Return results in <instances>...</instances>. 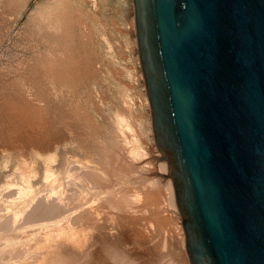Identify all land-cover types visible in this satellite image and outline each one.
I'll return each instance as SVG.
<instances>
[{
	"label": "water",
	"instance_id": "1",
	"mask_svg": "<svg viewBox=\"0 0 264 264\" xmlns=\"http://www.w3.org/2000/svg\"><path fill=\"white\" fill-rule=\"evenodd\" d=\"M190 264H264V0H132Z\"/></svg>",
	"mask_w": 264,
	"mask_h": 264
},
{
	"label": "rangeland",
	"instance_id": "2",
	"mask_svg": "<svg viewBox=\"0 0 264 264\" xmlns=\"http://www.w3.org/2000/svg\"><path fill=\"white\" fill-rule=\"evenodd\" d=\"M56 1H55L56 5L54 6L55 8L52 10H54V14H55L54 22L56 19L57 22L56 27L59 33L55 31L58 34L54 33L53 34L54 39L50 38L52 39L50 41V39L44 40V38L39 37V35L41 34H38V28H37L38 26L36 25L37 23H35V19L33 17L36 15L34 11H36V9L39 6L42 8L44 7L49 8V9H45L47 12L48 10L51 11L50 6L48 7V5H51L52 3L51 0L50 1L47 0L46 2L45 0H17V1L10 0L9 2L8 0L5 2L4 0H0V6L2 5L1 7H4L5 5V8H3L4 11H2L0 7L1 10L0 19H2L1 16L4 13L3 20L5 21L6 19L7 21L5 22L7 24L12 23L13 21L14 23L10 25L11 26L14 25V27L17 26L16 30L19 32V33H14L15 35L13 34L11 35L12 37L8 39V45H7L8 47L6 51L3 53L5 55H2V57H0V63H1L0 64V185H2L3 183L2 186H5L9 183V185L11 186L7 185V188L11 189L12 187L13 189H15L20 185L23 186V184L25 185L27 184L34 186L35 188L39 187L40 189L41 188L43 189L44 185L42 184H45V186L47 187L45 188L48 190L50 189L51 193L52 194L54 193L55 197L57 198L58 190L60 191V186L63 184L64 180L70 179L69 176L68 178L65 177L67 174H65V176L63 174L57 175V173H59L62 170V166H64L63 168H66L67 164L69 163L71 164V161L74 160V162L79 163L81 167H83L82 168L83 172L87 171L85 170L86 168L88 169L91 168L92 171L95 170L93 172V175H98L99 173H102L101 171H103V173L101 174L102 175L101 186L104 187L105 184V188L107 189L109 188L108 190L110 192L108 193H110V196L107 195L105 197L104 194L103 196L101 195L102 198L99 200H95L93 203L94 206H91L92 208H95L97 206L99 207V209L96 211L95 214V217L97 218H89L86 221L84 220L86 223L88 221L89 223L93 222L92 226L94 228L92 229H94V233H96L97 235L96 240H92L89 242L88 248L92 249L93 246H99L98 250L95 251V253L88 259L90 263L88 262L87 264H92V263L120 264L118 259L112 260L108 256H106V254L104 253L106 249H104L102 243V242L105 243L106 241L110 242L108 241L107 238H109L110 235L112 236V233L115 234L116 230L112 231V228L110 229L108 227L105 229L99 228V230L95 229L96 228L95 225H97L98 223L99 224L103 223L105 217L109 215L111 217H115L119 215L118 216L119 218L121 219L123 218L120 221L121 224L119 228H124L127 225H129L131 228L130 229L129 226L127 228L128 231H130L131 233L132 240L130 243L126 242L125 239H119L123 242L122 244L123 246L121 245V247L124 250L123 251L124 256L127 255V257L125 258L123 257L120 258L122 262L121 264H135V263L141 264V259L143 260L145 258L146 260H148V264H168V263L176 264L177 257L183 255V253H181L180 255V252H176L179 251V249L181 248L180 243H178L179 241H178V225H177L178 221L180 223V219L177 220V218L174 217V214L173 215L171 214L172 210L168 208L167 201H165L164 199L165 198L164 190L162 188L159 189V186L153 187L154 189H159V191L156 190V192H160L159 194H161L158 199L159 203L157 202L156 209L141 208L140 211L139 209L128 210L130 204L133 203L130 201V199L134 200L135 198H137L136 196H134L135 192L138 190L139 186L141 187V185H144L143 181L145 177L150 176L149 180L156 181L157 182L156 184L160 183L159 176L161 173H159L158 171L159 170L158 164L159 162L164 161L162 156L157 151L155 144L151 140H148V138L146 139L145 137L146 134H149V136H151L152 128H151L148 100L145 93L142 73L140 70L138 54H137L132 0H56ZM6 2H8V4H6ZM11 2L14 3V6L12 5ZM42 3L43 4L46 3V4L43 5ZM31 12L33 14H31ZM29 15L33 20L29 17ZM27 17H29L32 20L31 21L32 23L29 22L30 20ZM26 18L28 19V21L26 20ZM30 25H32L31 28ZM64 27L67 28L65 29ZM63 31H66L65 35H63L64 34ZM45 33L46 35L48 34L47 32ZM66 34L68 36H66ZM61 38L62 39L65 38V39L62 40ZM15 39L16 40L18 39V41L15 42L14 41ZM57 40L58 43L60 41L59 43L60 46L58 43H55L57 42ZM48 42L51 43L48 44ZM39 44L40 45L45 44L43 45V47L47 48V50L49 49L50 51H46ZM46 44L49 45V48L48 46L45 47ZM52 49L55 51H53ZM57 49L59 52H57ZM44 50L45 53L43 52ZM43 54L47 56L44 55L45 56L44 57ZM62 54L64 56H62ZM55 55L57 56L55 57ZM41 56H43L47 60L50 56V59L49 61H46V59L44 60V58ZM33 57H35L37 61ZM40 58L41 60L38 61V59ZM67 60H69L71 64ZM45 61L46 63H44ZM39 62L42 63L40 64ZM48 63L49 65H47ZM20 65H22V67ZM41 66L43 69H41V72H38L39 69L37 70V68L38 67L40 68ZM63 67H65L66 69ZM36 72L39 73L38 74L39 76L36 75ZM26 73H28V75L30 76H28ZM32 73L35 74L33 75ZM32 77L33 78L35 77L34 80ZM12 78L15 79L13 80ZM39 81L40 84L38 83ZM62 82L64 84H62ZM25 83H27L28 86H26ZM36 86H38L39 89H37ZM5 93L6 94L8 93L7 95L9 96L8 97L3 96ZM6 99H8L9 101H7ZM23 99L26 100L25 102V105L27 107L26 109L28 110L29 116L31 115L29 117V123H27L26 126H23L22 123L23 122L22 118L24 117L22 113L23 108L21 106V102ZM49 99L52 101H50ZM122 102L124 104H122ZM52 104L54 106L56 105L57 107H54ZM59 106H61L63 109ZM51 107L54 108L52 109ZM116 114H120V115L122 114V116L124 117L126 115L125 118L127 117L130 118L132 116L131 119H133L136 125L133 123L132 125L133 130L131 132L129 131L130 133L128 132V130H124L125 132H122L123 134L121 136L120 133L115 131L114 119ZM136 121L139 123L140 126L142 125L141 128L143 130L140 128L139 125H137ZM92 127L94 129H92ZM56 131L59 133H57ZM25 133L27 134L28 137L27 141L23 140V136L25 135ZM85 134L86 136H84ZM58 135L60 137H58ZM107 136H112L118 142L116 149L112 150L108 146L107 147L108 151L106 146L104 147V145L103 146L100 145V147L102 146L101 148L104 147L103 149H101L100 154H103L107 151V153L103 154V156L106 155L105 157H107L110 149L112 152H114V150H117L118 147L119 150L117 151H121V150L123 151V149L124 151H127L129 150L130 146H132L131 143L134 142L133 143L134 145H137L142 149H144L143 150L144 153L142 156L143 158L141 157L139 159H135L127 154V156H125L126 158H124L125 161L122 159V162L118 163L119 165L113 162H108V163L101 162L100 165L95 163V161H97L96 159H92L93 161H91L87 159L88 157L85 158L86 151L87 152H90L91 150L95 151L96 145H99L100 142L105 140V137ZM75 138L77 140H75ZM98 142L99 144H96ZM101 144L103 143L101 142ZM4 146L6 148H4ZM104 149L106 150L104 151ZM20 151H22L21 153L22 155L20 154ZM33 151L34 153L36 152L37 154L36 153L34 154ZM38 151L41 153H39ZM10 153L13 154L14 159L17 158L18 156L19 159L21 158L20 161L24 160L23 162L20 163L21 167L25 166L24 162H27L26 166H28L29 164L31 165L28 166L32 168V169L30 168L29 171L28 170L25 171L24 170L25 167L21 168L26 172V173L24 172L22 173L24 175L20 174L24 178L20 177L19 173H21V171H18L16 169V167L14 166L15 165L14 161H12V163L4 162L5 154L7 155ZM23 153L25 156L27 155L26 156L27 161H25V158L23 157L24 156ZM46 154L48 155L46 156ZM31 155L32 157H30ZM103 156L101 155V157ZM128 156L129 158H127ZM65 161L67 164L65 163ZM109 163L112 164L108 166ZM128 163L129 166L124 165V164L128 165ZM116 165H118L119 167ZM123 165L126 168H123L124 167ZM13 169L16 171H14ZM121 170L124 171L122 172ZM104 174H106V176ZM165 176L166 175L164 174L161 175L163 180H166ZM63 177H65L66 179H63ZM24 181H26V183H24ZM60 182L62 183L61 185H59ZM56 189H58L57 193H56ZM106 190L104 191L106 192ZM108 202L110 203L108 204ZM118 202L121 204H119ZM124 202H126V204ZM127 203H129V206ZM1 204L2 203H0V205ZM109 205L111 208L109 207ZM81 211L83 212V210L78 211L77 217H81V213H82ZM155 211L157 212L156 214L159 215L156 221V225L150 222L151 221L150 215L152 213L155 214ZM76 219H73L74 221H76L75 225H78V227L83 226L84 224L83 221L78 222L80 220L78 219L76 220ZM97 219H99L98 220L99 222H97ZM60 220L62 221V217ZM107 220L110 219L107 218ZM58 223H60L59 219H58ZM61 224L64 225L63 223ZM58 225L61 227L60 224ZM91 230L89 231V234L92 232ZM152 248L155 250L154 254H149L146 257V254L144 253ZM137 251L140 252L139 255H141L142 258H140L139 255L137 258L135 257V255L131 254L132 252L136 253ZM96 253L98 256L95 255ZM94 255L96 257H94ZM183 257L184 256H182L181 258L184 259ZM185 259L188 260L186 252H185Z\"/></svg>",
	"mask_w": 264,
	"mask_h": 264
},
{
	"label": "bare ground",
	"instance_id": "3",
	"mask_svg": "<svg viewBox=\"0 0 264 264\" xmlns=\"http://www.w3.org/2000/svg\"><path fill=\"white\" fill-rule=\"evenodd\" d=\"M7 1V0H4V2ZM10 0H8L9 2ZM13 1V0H12ZM17 1V0H16ZM47 0H45L46 2ZM50 1V0H48ZM56 0H51V5H48V7L50 6V9L51 11L48 10V12L45 10V9H49V8H42V7H38L36 9L35 12V16L33 17L35 19V23H37L36 25L38 26V34H41L39 35V37L41 38H44V40L46 39H54V33H57V22H56V19H55V22H54V18H55V14H54V9L55 5H56ZM8 2H6V4H8ZM12 3V2H11ZM41 3V1H40ZM59 3V2H58ZM43 4V3H42ZM46 4V3H44ZM43 4V5H44ZM49 4V3H48ZM4 5V4H3ZM11 5V4H9ZM12 5L14 6V3H12ZM42 5V6H43ZM2 6V5H1ZM0 6V7H1ZM59 6V5H58ZM62 6V5H61ZM64 7V6H63ZM3 8H5V5L4 7H1V10H3ZM59 8V7H57ZM61 8V7H60ZM8 9V8H7ZM14 9V7H13ZM0 10V11H1ZM18 11V10H17ZM59 11V10H58ZM72 11V10H71ZM20 12V11H19ZM67 12V11H66ZM57 13V12H56ZM31 14H33L31 12ZM58 14V13H57ZM2 15V14H1ZM14 15V14H13ZM8 16V15H7ZM134 16V14H133ZM2 19H0V57H2V55H5L3 54L6 49H7V45H8V39L10 37H12L11 35H15L14 33H19L17 30H16V27L11 26L10 24L14 23L12 21V23H6L5 21H7L5 19V21L3 20L4 19V13L3 15L1 16ZM29 17L31 18V16L29 15ZM27 17L30 21V23H32L31 21L32 20ZM67 17V16H66ZM9 18V17H8ZM26 18V20L28 21V19ZM64 18V17H63ZM61 19V18H60ZM69 19V18H68ZM9 20V19H8ZM25 20V19H24ZM25 20V21H26ZM82 20V19H81ZM66 21V20H65ZM78 21V20H77ZM28 22V23H29ZM34 22V21H33ZM67 22V21H66ZM29 23V24H30ZM55 23V24H54ZM27 24V23H26ZM28 24V25H29ZM62 24V23H61ZM10 25V26H8ZM20 25V24H19ZM35 25V27H36ZM63 25V24H62ZM67 25V24H66ZM85 25V24H84ZM32 25H30V28H31ZM65 26V24H64ZM29 28V27H28ZM29 28V29H30ZM65 28V27H64ZM67 28V27H66ZM65 28V29H66ZM134 28H135V22H134ZM53 29V30H52ZM62 29V28H61ZM53 32H52V31ZM57 31V32H55ZM61 31V30H60ZM68 31V29H67ZM47 32L48 34L46 35ZM65 35V32L66 31H63ZM23 33V32H22ZM37 33V32H36ZM43 33V34H42ZM59 33V32H58ZM57 33V34H58ZM35 35V33H34ZM45 35V36H43ZM56 35V34H55ZM23 36V35H22ZM21 36V37H22ZM59 36V35H57ZM55 36V37H57ZM66 36H68L66 34ZM47 37V38H46ZM49 37V38H48ZM61 37V36H60ZM63 37V36H62ZM59 38V37H58ZM72 38V37H71ZM135 38H136V35H135ZM22 39V38H21ZM20 39V40H21ZM34 39V38H33ZM50 39V41L52 40ZM62 39V38H61ZM65 39V38H64ZM62 39V40H64ZM73 39V38H72ZM13 40V39H12ZM59 40V39H58ZM58 40L57 42L55 43H58ZM15 42L18 41V39L14 40ZM56 41V40H55ZM69 41V40H68ZM73 41V40H72ZM14 42V43H15ZM37 42V41H36ZM42 42V41H41ZM40 42V43H41ZM54 42V40H53ZM28 43V41H27ZM34 43V42H33ZM47 43V42H46ZM51 43V42H50ZM48 42V44H50ZM60 43V41H59ZM58 43V44H59ZM65 43V42H64ZM71 43V41H70ZM46 44L45 47L48 46L49 48V45ZM40 45V44H39ZM45 45V44H43ZM43 45H40L42 48ZM65 45V44H64ZM81 45V44H80ZM33 46V45H31ZM39 46V47H40ZM56 46V44H55ZM58 46V45H57ZM60 46V44H59ZM62 46V45H61ZM67 46V45H66ZM70 46V45H69ZM136 46H137V39H136ZM38 47V48H39ZM40 47V48H41ZM52 47V45H51ZM63 47V46H62ZM16 48V47H15ZM25 48V47H24ZM29 48V47H28ZM39 48V49H40ZM61 48V47H60ZM66 48V47H65ZM14 49V48H13ZM46 51H50L49 49L47 50V48H44ZM54 49V48H53ZM52 49V50H53ZM63 49V48H62ZM11 50V49H10ZM42 50V49H41ZM45 50L43 51L45 53ZM51 50V52H52ZM61 50V49H60ZM40 51V50H39ZM55 51V50H53ZM57 52L58 49H57ZM56 52V53H57ZM29 53V52H28ZM61 53V52H60ZM27 54V53H26ZM40 54V53H39ZM137 54H138V50H137ZM22 55V54H21ZM24 55V54H23ZM31 55V54H30ZM38 55V54H37ZM36 55V56H37ZM45 54H43L44 56ZM58 55V54H57ZM55 55V57L57 56ZM39 56V55H38ZM41 56V57H43ZM47 56V55H45ZM44 56V57H45ZM62 56H64L62 54ZM43 57V58H44ZM30 58V57H29ZM35 59V57H33ZM63 58V57H62ZM71 58V57H70ZM19 59V58H18ZM21 59V58H20ZM31 59V58H30ZM46 58H44L45 60ZM50 59V56L48 58V60L46 59V61H49ZM59 59V58H58ZM4 60V59H3ZM6 60V58H5ZM27 60V58H26ZM36 60V59H35ZM40 59H38V61H40ZM43 60V59H42ZM52 60V59H51ZM70 60V59H69ZM67 60V61H69ZM138 60H139V55H138ZM8 61V60H7ZM10 61V60H9ZM37 61V60H36ZM46 61L44 63H46ZM17 62V61H16ZM28 62V61H27ZM30 62V61H29ZM62 62V61H61ZM70 62V61H69ZM76 62V61H75ZM5 63V62H4ZM24 63V62H23ZM26 63V62H25ZM40 63V62H39ZM42 63V62H41ZM40 63V64H41ZM1 64V63H0ZM3 64V63H2ZM68 64V63H67ZM71 64V62H70ZM34 65V64H33ZM49 65V63L47 64ZM139 65H140V60H139ZM22 67V65H20ZM43 66V65H42ZM42 66L39 68H37L38 72H41V69ZM64 66V65H63ZM66 66V65H65ZM72 66V65H71ZM85 66V65H84ZM24 67V66H23ZM45 67V66H44ZM49 67V66H47ZM35 68V67H34ZM65 68V67H63ZM83 68V67H82ZM25 69V68H24ZM30 69V68H29ZM49 69V68H48ZM52 69V68H51ZM66 69V68H65ZM5 70V69H4ZM7 70V69H6ZM31 70V69H30ZM29 70V71H30ZM140 70H141V66H140ZM28 71V73H29ZM43 71V70H42ZM50 71V70H49ZM13 72V71H11ZM10 72V73H11ZM36 72V75H38L39 73ZM28 73H26L28 75ZM44 73V72H43ZM67 73V72H66ZM141 73H142V70H141ZM12 74V73H11ZM14 74V73H13ZM21 74V72H20ZM33 74V73H32ZM31 74V75H32ZM35 74V73H34ZM33 74V75H34ZM2 75V74H1ZM26 75V77H27ZM35 75V76H36ZM77 75V74H76ZM25 76V75H24ZM30 76V75H28ZM39 76V75H38ZM37 76V77H38ZM62 76V75H61ZM5 77V75H4ZM12 77V76H11ZM23 77V76H22ZM46 77V76H45ZM52 77V76H51ZM58 77V76H57ZM33 78V77H32ZM35 78V77H34ZM33 78V80H34ZM42 78V77H41ZM142 78H143V74H142ZM13 79V78H12ZM11 79V80H12ZM15 79V78H14ZM13 79V80H14ZM31 79V78H30ZM29 79V80H30ZM39 79V78H38ZM72 79V78H71ZM4 80V79H3ZM6 80V79H5ZM10 80V81H11ZM21 80V79H20ZM32 80V79H31ZM73 80V79H72ZM8 81V79H7ZM18 81V80H17ZM37 81V80H36ZM43 81V80H42ZM45 81V80H44ZM47 81V80H46ZM33 83V81H32ZM40 84V81L38 82ZM143 83H144V79H143ZM23 84V83H22ZM26 86L27 83H25ZM38 84V85H39ZM43 84V83H42ZM62 84H64L62 82ZM36 85V84H35ZM31 86V85H30ZM46 86V85H45ZM37 89L38 86H36ZM49 87V86H47ZM27 88V87H26ZM32 88V87H31ZM144 88H145V83H144ZM28 89V88H27ZM30 89V88H29ZM49 89V88H48ZM45 90V89H44ZM11 91V90H10ZM56 93V92H55ZM63 93V92H62ZM145 93H146V89H145ZM8 94V93H7ZM6 93L3 95V96H9L7 95ZM31 94V93H30ZM51 94V93H50ZM11 95V94H10ZM40 95V94H38ZM53 95V94H52ZM51 95V96H52ZM33 96V95H32ZM60 96V95H59ZM30 97V96H29ZM28 97V98H29ZM54 97V96H53ZM65 97V95H64ZM146 97H147V94H146ZM25 98V97H24ZM47 98V97H46ZM50 98V97H49ZM61 98V97H60ZM26 99V98H25ZM23 99L22 102H21V106L23 108V117L22 118V123H23V126H26L27 123H29V113H28V110L26 109V105H25V102L26 100ZM41 99V98H40ZM62 99V98H61ZM60 99V100H61ZM66 99V98H65ZM7 101H9L8 99H6ZM50 100V99H49ZM147 100H148V97H147ZM5 101V100H4ZM33 101V100H32ZM52 101V100H50ZM70 101V100H68ZM67 101V102H68ZM123 101V100H122ZM48 102V101H47ZM61 102V101H60ZM35 103V102H34ZM50 103V102H49ZM54 103V102H53ZM70 103V102H69ZM67 103V104H69ZM28 104V103H27ZM57 104V103H56ZM122 104H124L122 102ZM47 105V103H46ZM53 105V104H52ZM58 105V104H57ZM61 105V104H60ZM66 105V104H65ZM54 106V105H53ZM148 106H149V101H148ZM44 107V106H43ZM54 107H57L56 105ZM54 107H51L52 109ZM61 107V106H59ZM64 107V105H63ZM67 107V106H66ZM71 107V106H70ZM19 108V107H18ZM62 108V107H61ZM107 108V107H106ZM45 109V108H44ZM63 109V108H62ZM71 109V108H70ZM25 110V111H24ZM57 110V109H56ZM74 110V109H72ZM71 110V111H72ZM50 111V110H49ZM47 111V112H49ZM55 111V110H54ZM59 111V110H58ZM65 111V110H64ZM128 111V110H127ZM125 112V111H124ZM149 112H150V106H149ZM46 113V111H45ZM81 113V112H80ZM108 113V111H107ZM128 113V112H127ZM53 114V113H52ZM71 114V113H70ZM82 114V113H81ZM68 115V114H67ZM131 115V114H130ZM129 115V116H130ZM51 116V115H49ZM64 116V115H63ZM58 117V116H57ZM111 117V116H110ZM126 117V115H125ZM124 116H122V114H116L115 115V119H114V129L115 131H117L118 133H120V135L122 136V132H125L124 130H128V132L132 131L133 130V119L132 116L130 118H125ZM48 118V117H47ZM54 118V117H53ZM68 118V117H67ZM77 118V117H76ZM109 118V117H108ZM84 119H87V118H84ZM113 119V118H112ZM150 119H151V113H150ZM43 120V119H42ZM47 120V119H46ZM50 120V119H49ZM48 120V121H49ZM58 120V119H57ZM77 120V119H75ZM137 120V119H136ZM86 121V120H85ZM53 122V121H52ZM57 122V121H56ZM64 122V121H63ZM68 122V121H67ZM105 122V121H104ZM137 122V121H136ZM51 123V122H50ZM59 123V121H58ZM65 123V122H64ZM63 123V124H64ZM70 123V122H69ZM54 124V123H53ZM92 124V123H91ZM135 124V123H134ZM89 125V124H88ZM136 125V124H135ZM137 125H139V123L137 122ZM145 125V124H144ZM53 126V125H52ZM57 126V125H56ZM81 126V125H80ZM91 126V125H90ZM140 126V125H139ZM142 126V125H141ZM140 126V128H141ZM64 127V126H63ZM67 127V126H66ZM73 127V126H72ZM94 127V126H93ZM92 127V129H94ZM68 128V127H67ZM67 128H64V129H67ZM81 128V127H80ZM151 128H152V132H151V136H149V134H146V139L148 138V140H151L154 144H155V147L157 149V146H156V143H155V138H154V132H153V126H152V119H151ZM60 129V128H59ZM69 129V128H68ZM74 129V128H73ZM113 129V128H112ZM142 129V128H141ZM140 129V130H141ZM48 130V129H47ZM80 130V129H79ZM143 130V129H142ZM61 131V130H60ZM72 131V130H71ZM85 131V130H84ZM89 131V130H87ZM86 131V132H87ZM114 131V130H113ZM149 131V130H148ZM36 132V131H35ZM57 132V131H56ZM63 132V131H62ZM96 132V131H95ZM129 132V133H130ZM142 132V131H141ZM146 132V131H145ZM59 133V132H57ZM90 133V132H88ZM102 133V132H101ZM112 133V131H111ZM153 133V135H152ZM65 134V133H64ZM95 134V133H94ZM126 134V133H125ZM24 135V134H23ZM26 135V136H25ZM25 135L23 136V140L27 141L28 140V137H27V134L25 133ZM81 135V134H80ZM90 135V134H89ZM102 135H105V134H102ZM127 135V134H126ZM144 135V134H143ZM35 136V135H34ZM86 136V134L84 135ZM153 136V137H152ZM37 137V136H36ZM58 137H60L58 135ZM57 137V138H58ZM62 137V136H61ZM100 137V136H99ZM127 137V136H126ZM129 137V136H128ZM137 137V135H136ZM48 138V137H47ZM66 138V137H65ZM69 138V137H68ZM130 138V137H129ZM67 139V138H66ZM83 139V138H82ZM94 139V137H93ZM104 139V138H103ZM126 139V138H125ZM22 140V139H21ZM37 140V139H36ZM51 140V139H50ZM75 140H77L75 138ZM79 140V139H78ZM98 140V139H97ZM129 140V139H128ZM136 140V139H135ZM138 140V139H137ZM154 140V141H153ZM39 141V140H38ZM104 141V142H103ZM101 141L103 144H99L96 143V144H99V145H96V149L95 151L94 150H88L90 152H87L86 151V155H85V158L88 157L87 159L93 161L92 159H96L97 161H95L96 164H100L101 165V162H113V163H121L122 162V159L124 160V158H126L125 156H127V154L130 156V157H133L135 159H139L143 156V153H144V149H142L141 147L137 146V145H134L133 143H131L132 146H130L129 150L127 151H117L119 150V147L117 150H114V152L111 151V149H116L117 147V140L115 138H113L112 136H107L105 137V140ZM150 141V142H151ZM58 142V140H57ZM64 142V141H63ZM7 143V142H6ZM9 143V142H8ZM29 143V142H28ZM27 143V144H28ZM39 143V142H38ZM46 143V142H45ZM51 143V142H50ZM56 143V142H55ZM80 143V142H78ZM128 143V142H127ZM47 144V143H46ZM82 144V143H81ZM153 144V145H154ZM4 145V144H3ZM100 145H104V147L106 146V148L109 146V148H111L109 150V153L107 155V157L103 156V154L107 153L108 151V148H107V151L103 154H100V151L101 148ZM45 146V145H44ZM3 147V146H2ZM51 147V146H50ZM80 147V145H79ZM4 148H6L4 146ZM37 148V147H36ZM32 149V148H31ZM30 149V150H31ZM35 149V148H34ZM57 149V148H56ZM38 150V149H37ZM86 150V149H85ZM84 150V151H85ZM106 149H104L105 151ZM83 151V150H81ZM158 151V149H157ZM39 152V151H38ZM103 152V151H102ZM159 152V151H158ZM9 153V152H8ZM18 153V152H17ZM22 153V151H20V154ZM34 153V151H33ZM32 153V155H33ZM36 153V152H35ZM34 153V154H35ZM41 153V152H39ZM30 154H31V151H30ZM37 154V153H36ZM84 154V152H83ZM160 154V153H159ZM15 155V154H14ZM22 155V154H21ZM24 155V153H23ZM32 155L30 157H32ZM48 154H46L47 156ZM51 155V154H50ZM57 155V154H56ZM101 155L104 157H101ZM161 155V154H160ZM27 156V155H26ZM26 156L24 155L23 157L25 158V161H27L26 159ZM35 156V155H34ZM45 156V157H46ZM129 156L127 158H129ZM162 156V155H161ZM3 157V156H2ZM22 157V156H20ZM29 157V156H28ZM57 157V156H56ZM75 157V156H74ZM4 162L5 163H9L12 161L15 162V167L18 171H21V173H19V175H24L22 174L23 172L26 173L25 171L26 170H30L31 167H28L26 166V163L27 162H24L25 163V166L21 167V162L23 161H20L19 157L17 156V158L14 159V156L12 153L10 154H5V157H4ZM52 158V157H51ZM50 158V159H51ZM102 158V160H101ZM143 158V157H142ZM163 158V157H162ZM41 159V158H40ZM39 159V160H40ZM75 159V158H74ZM86 159V160H87ZM3 160V159H2ZM1 160V161H2ZM34 160V159H33ZM37 160V159H36ZM163 160L166 162V160L163 158ZM55 161V160H54ZM125 161V160H124ZM164 161L162 162H159L158 164V171L160 174L159 176V184H156L157 182L156 181H152V180H149L150 179V176H147L144 178V181H143V184L144 185H141V187L139 186L138 187V190L135 192V195L137 198H135L134 200H131V203L130 206H129V203L128 204V210L131 209V210H138L139 211L141 210V208H151V209H156L157 207V202H158V199L160 197L161 194H159L160 192H156V190L159 191V189H163L164 192H165V201H167V205H168V208H170L172 210V215L174 214V217L178 219H180V223L178 221V243H180V248L179 251H176V252H180V255L181 253H183L182 256H184L182 259L181 257L182 256H179L177 257V262L176 264H190L189 263V259L186 260L185 259V252H186V248H185V240H186V235H185V231H184V228H183V225H182V216H181V213L179 212L178 210V207L176 205V199H175V193H174V188H173V184H172V181H171V178L169 176V172H168V164L167 162L165 163ZM33 162V161H32ZM69 162V161H68ZM73 162V163H72ZM129 162V161H128ZM22 163V164H24ZM31 163V161H30ZM34 163V162H33ZM66 163V161H65ZM88 163V161H87ZM125 163V162H124ZM14 164V163H13ZM67 164V163H66ZM105 164V163H104ZM112 164V163H111ZM110 163L108 164L111 165ZM2 165V164H1ZM11 165V164H10ZM49 165V164H48ZM59 165V164H58ZM65 165V164H64ZM119 165V164H118ZM116 165V166H118ZM126 166H129V163L128 165L127 164H124ZM123 165V166H124ZM31 166V165H30ZM61 166V165H60ZM98 166V165H97ZM105 166V165H104ZM14 167V169H15ZM25 167V168H24ZM64 166H62V170L60 168V172L57 173L58 174H63L65 176V174H67L65 177L69 178L68 180H64L63 184L60 182L59 185L60 186V191L58 189H56V193H57V190H58V195H57V198L55 197L54 193L52 194L51 193V190L49 189H46L47 187L45 186V184H42L44 185L43 189L41 188H35L34 186H31V185H25L23 184V186H19L15 189H13L11 187V189L7 188V185L8 186H11L9 185V183L5 186H2L0 185V203H2L0 205V264H87L89 261L88 259L95 253V251L98 250L99 246H93L92 249L88 248L89 246V242L92 241V240H96L97 239V235L96 233H94V228L92 225V223H89V221L86 223L85 221L89 218H97L95 217V214H96V211L99 209V207H95V208H92L91 206H94L93 203L95 200H99L101 199V195L103 196V194L105 195V197L108 195L110 196V192L107 188H105V184H104V187L101 186L102 183H101V174L103 173V171H101L102 173H99L98 175H93V172L95 171H92L91 168H86L85 170L87 171H84L82 170L83 167H81V165L77 162H74L71 161V164H67L66 168H63ZM90 167V166H89ZM119 167V166H118ZM21 168H24L21 169ZM100 168V167H99ZM112 168V167H111ZM123 168H126L125 166ZM133 168V167H131ZM13 169V170H14ZM32 169V168H31ZM52 169V168H51ZM50 169V170H51ZM98 169V168H97ZM107 169V168H106ZM105 169V170H106ZM116 169V168H115ZM11 170V169H10ZM56 170V169H55ZM111 170V169H110ZM120 170V169H119ZM131 170V169H130ZM16 171V170H14ZM17 171V172H18ZM27 171V172H28ZM108 171V170H107ZM112 171H115V170H112ZM111 171V172H112ZM122 171V170H121ZM120 171V172H121ZM124 171V170H123ZM122 171V172H123ZM13 172V171H12ZM11 172V173H12ZM33 172V171H31ZM53 172V171H52ZM110 172V173H111ZM119 172V173H120ZM129 172V171H127ZM126 172V173H127ZM157 172V171H156ZM97 173V172H95ZM94 173V174H95ZM109 173V172H108ZM125 173V172H124ZM15 174V172H14ZM18 174V173H16ZM51 174H54V173H51ZM154 174V173H153ZM164 174L166 175L165 178L166 180H163V178L161 177V175ZM18 175V176H19ZM20 175V177H22ZM30 175V174H29ZM56 175V174H55ZM106 176V174H104ZM111 175V174H110ZM115 175V174H113ZM125 175V174H124ZM149 175V174H148ZM27 176V175H25ZM56 177V176H55ZM65 177H63V179H66ZM113 177V176H112ZM111 177V178H112ZM143 177V176H142ZM141 177V178H142ZM24 178V177H22ZM58 178V177H57ZM30 180V179H29ZM47 182V181H46ZM24 183H26V181H24ZM29 183V182H28ZM45 183V182H44ZM141 183V182H140ZM110 184V183H109ZM139 184V183H138ZM13 185V184H12ZM48 186V184H47ZM156 187V186H159V189H154L153 187ZM2 187V188H1ZM42 187V186H41ZM46 187V188H45ZM59 187V186H58ZM133 187V186H132ZM131 187V189H132ZM136 187V186H135ZM6 188V189H5ZM106 190V192L103 190ZM137 188V187H136ZM52 189V188H51ZM134 190V189H133ZM104 191V192H103ZM54 192V191H53ZM55 193V194H56ZM112 195V194H111ZM125 198V197H123ZM129 200V199H128ZM128 202V201H127ZM110 202H108L109 204ZM116 203V202H115ZM119 203V202H118ZM126 204V202H124ZM159 203V202H158ZM121 204V203H119ZM111 205V204H110ZM109 205V207H110ZM117 205V204H116ZM159 205V204H158ZM126 206V205H125ZM111 208V207H110ZM121 208V207H120ZM124 209V208H123ZM127 209V208H126ZM169 209V210H170ZM80 210H83V212L81 213V217H77V213L78 211ZM115 210V208H114ZM117 210V209H116ZM125 210V209H124ZM145 210V209H144ZM127 212V210H126ZM171 212V211H170ZM169 212V213H170ZM157 212L155 211V214ZM154 213H152L150 216H151V221L153 224L156 225V221L158 219V216L159 215H155ZM61 215V216H60ZM109 215V214H108ZM119 216V215H118ZM118 216H115V217H111L110 215L105 217V220H103V223L101 224H96V228L97 230H99V228H102V229H105V228H112V231L113 230H116L115 234L112 233V236L110 235L108 239V241L110 242H102L103 243V247L105 250V254L106 256H108L110 259L112 260H117L119 261V263L121 264V257L125 258L127 257L124 256V253H123V249L121 247V245L123 244V242L119 239H125L126 242H131V233L130 231H128V226H125L124 228H119L120 227V224H121V218H119ZM161 216V215H160ZM60 217V218H58ZM62 217V221L60 220ZM78 219L80 221L78 222H81L83 221V226H79L78 225H75V222L73 219ZM107 218H109L110 220H107ZM57 219V220H56ZM58 219H59V222L58 223ZM76 219V220H77ZM85 220V221H84ZM99 219H97V222ZM61 223H63L65 225H62ZM60 224L61 227L58 225ZM78 224V223H76ZM158 226V224H157ZM64 227V228H62ZM130 228V226H129ZM92 229V230H91ZM131 229V228H130ZM92 231L90 234H89V231ZM99 234V232H98ZM123 246V245H122ZM156 249V248H155ZM184 249V250H183ZM150 251V252H149ZM149 251L145 252L144 254H146V257L147 255L149 254H154V249H150ZM140 252H136V253H131L133 255H135V257L138 258V255H139ZM99 254V253H98ZM97 255V253L95 254ZM94 255V257H96ZM179 255V253H178ZM186 255H187V252H186ZM98 256V255H97ZM102 257V256H101ZM140 258H142L141 255H139ZM188 257V255H187ZM97 259V258H96ZM100 259V258H99ZM98 259V260H99ZM138 260V259H137ZM97 261V260H96ZM168 262V261H167ZM172 262V261H171ZM90 263V262H89ZM173 263V262H172ZM92 264H95V263H92ZM100 264V263H99ZM136 264V263H135ZM141 264H148V260L145 259H141ZM169 264V263H168Z\"/></svg>",
	"mask_w": 264,
	"mask_h": 264
}]
</instances>
